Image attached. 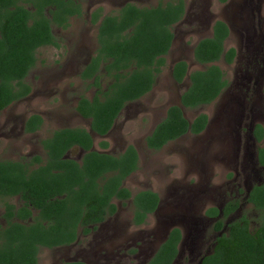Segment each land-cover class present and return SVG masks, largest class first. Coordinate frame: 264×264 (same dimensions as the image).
Returning <instances> with one entry per match:
<instances>
[{
  "label": "trees",
  "instance_id": "16d2710c",
  "mask_svg": "<svg viewBox=\"0 0 264 264\" xmlns=\"http://www.w3.org/2000/svg\"><path fill=\"white\" fill-rule=\"evenodd\" d=\"M184 14L183 0L149 8L128 3L116 14L103 16L101 8L91 14V23L97 25V49L80 77L91 81L88 87L96 91L91 99L83 96L76 105V112L90 121L91 131L58 129L41 141L44 159L36 155L29 160L0 161V203L5 220L0 225V264H38L42 248L75 244L79 235H89L93 227L116 214V200H132L136 226L157 210L155 192L133 195L124 187L125 180L139 168L135 147L128 146L118 155L95 151L91 132L108 135L124 108L152 91L172 46V28ZM82 15L81 0H0V112L30 95L32 88L26 79L37 64L38 51L60 47L53 30H67L70 21ZM228 37V26L216 21L213 35L197 43L193 56L204 68L189 74V87L181 96L184 109L210 105L226 89L228 82L217 63L233 62L235 49L226 51L224 47ZM187 71L185 62L176 63L173 79L182 83ZM103 74L111 79L105 90L101 88ZM42 123L39 115L30 116L25 132L36 133ZM207 124L205 114L189 122L180 107L172 106L146 137V146L159 152L187 134H201ZM254 136L261 144L257 161L264 167L261 125L255 127ZM100 146L106 150L108 143ZM78 149L84 152L80 161L67 157ZM15 197L20 199V207L5 201ZM248 202L259 214L257 228L250 229L246 216L228 224L227 232L216 239L213 251L200 264H264V181L251 189ZM238 208V201L232 200L222 210L209 209L208 216L221 215L214 229L221 232L225 220ZM181 241V231L172 229L147 264H173Z\"/></svg>",
  "mask_w": 264,
  "mask_h": 264
},
{
  "label": "rangeland",
  "instance_id": "374dc122",
  "mask_svg": "<svg viewBox=\"0 0 264 264\" xmlns=\"http://www.w3.org/2000/svg\"><path fill=\"white\" fill-rule=\"evenodd\" d=\"M175 1L81 0L82 17L73 18L67 30H53L60 47L38 51L37 64L26 79L32 88L30 95L0 112V161L29 160L36 155L44 159L41 141L58 129L91 131L90 121L78 116L76 105L81 97L91 99L96 91L80 74L97 49V25L91 23V14L97 8L104 16L116 14L128 3L149 8ZM183 1L186 15L172 28L174 43L152 91L128 104L108 135L100 137L91 132L95 151L118 155L128 146L135 147L139 168L125 180L124 187L133 195L145 190L157 193L159 209L143 225L136 226L132 200H116L114 216L90 235H79L69 247L42 248L38 264H146L172 228H179L183 235L174 264H200L213 251L216 239L227 232L228 224L246 216L250 229L257 228L259 214L248 203L247 194L253 185L264 181V168L256 161L261 144L251 136L256 124L264 128V0ZM217 20L230 26L225 46L238 53L232 65L220 61L217 66L237 88L226 91L210 105L183 109L190 122L199 114L208 117L202 134L186 135L159 152L149 150L145 138L164 119L169 107L180 105V97L189 86L188 79L183 85L174 82L173 66L185 61L189 72L204 68L196 63L193 52L200 40L211 36ZM110 83L103 74L102 90ZM32 115L41 116L43 123L36 133L29 134L25 123ZM101 142L108 143L106 150ZM83 154L82 150H73L67 157L80 161ZM232 200L239 201L240 207L217 232L214 225L220 217H210L207 211L221 210ZM6 202L17 207L22 204L18 197ZM3 213L1 203L0 225L5 224Z\"/></svg>",
  "mask_w": 264,
  "mask_h": 264
},
{
  "label": "flooded vegetation",
  "instance_id": "af4514ba",
  "mask_svg": "<svg viewBox=\"0 0 264 264\" xmlns=\"http://www.w3.org/2000/svg\"><path fill=\"white\" fill-rule=\"evenodd\" d=\"M225 1H226V0H225ZM125 5H126V4H125ZM125 5H124V6H125ZM124 6H123V7H124ZM185 15H186V8H185V14H184L183 18L185 17ZM183 18H182V20H183ZM182 20H181V21H182ZM181 21H180V22H181ZM217 21H221V20H217ZM215 22H216V21H215ZM222 22L225 23L224 21H222ZM178 23H179V22H178ZM178 23H177V24H178ZM225 24H226V23H225ZM213 25H214V24H213ZM226 25H227L228 28H229V37H230V35H231L230 26H229L228 24H226ZM173 35H174V34H173ZM212 35H213V28H212V34H211V36H212ZM211 36H210V37H211ZM229 37L227 38V40L229 39ZM208 38H209V37H208ZM204 39H205V38H204ZM227 40H226V41H227ZM226 41H225V43H224V47H225V49H226V51H227V50H229V49H231V48H228V49L226 48V46H225V45H226ZM173 43H174V39H173L172 44H173ZM171 47H172V46H171ZM233 49H234V48H233ZM170 50H171V49H170ZM170 50H169V52H170ZM235 52H236V54H235V57H234L233 62H232L231 64H227L224 60H221V61L224 62V63L227 64V65H232L233 63H235L236 58H237V56H238L237 50H235ZM168 54H169V53H168ZM168 54H167V55H168ZM167 55H166V56H167ZM166 56H165V57H166ZM179 62H181V61H179ZM183 62H185V61H183ZM177 63H178V62H177ZM185 63L187 64V62H185ZM196 63H197V62H196ZM175 64H176V63H175ZM197 64H198V63H197ZM199 65H200V64H199ZM174 66H175V65H174ZM174 66H173V68H174ZM201 66H202V65H201ZM263 66H264V62H263ZM187 70H188V71H187V75L185 76V78H184V80L182 81V83H177V82L173 79L174 82H175L176 84H178V85H183L186 79H188V83H189V74H190L191 72H189L188 64H187ZM222 72H223V71H222ZM223 73H224V72H223ZM157 77H158V76H157ZM172 77H173V69H172ZM224 78L227 80L228 85L226 86V89L221 93V95L224 94L226 91H229L230 89L237 88V87H235L234 84H233L234 81H233V82H230V80L227 79V77H226L225 74H224ZM235 79L239 80V78L237 77V75H236ZM156 81H157V78H156ZM156 81H155V84H156ZM154 86H155V85H154ZM188 87H189V86H188ZM188 87H186L185 91L187 90ZM153 88H154V87H153ZM263 89H264V88H263ZM242 90H243V89H242ZM185 91H184V92H185ZM184 92H183V93H184ZM183 93H182V94H183ZM221 95H220V96H221ZM181 96H182V95H181ZM220 96H219V97H220ZM219 97H218V98H219ZM171 107H172V106H171ZM178 107H180V108L182 109V111H183L184 108L181 106V97H180V105H179ZM169 108H170V107H169ZM169 108H168V109H169ZM124 109H125V108H124ZM166 113H167V111H166ZM183 113H184V112H183ZM77 114H78V113H77ZM120 115H121V114H120ZM120 115H119V117H120ZM78 116L81 118V116H80L79 114H78ZM184 116H185V115H184ZM40 117H41V116H40ZM119 117H118V119H119ZM165 117H166V115H165ZM165 117H164V118H165ZM41 118H42V117H41ZM185 118H186V117H185ZM118 119H117V120H118ZM117 120H116V122H117ZM192 121H193V120H192ZM192 121H191V122H192ZM116 122H115V123H116ZM189 122H190V121H189ZM208 123H209V119H208ZM257 125H260V124H256V125L254 126V128H253L252 133H251V136H252V134H253L254 140H256V138H255V136H254V129H255V127H256ZM156 126H157V125H156ZM207 126H208V124H207ZM261 126H262V125H261ZM262 127H263V126H262ZM206 128H207V127H206ZM205 130H206V129H205ZM205 130H204V131H205ZM204 131H203V132H204ZM152 132H153V131H152ZM152 132H151V133H152ZM203 132H202V133H203ZM202 133H201V134H202ZM150 135H151V134H150ZM187 135H191V134H187ZM199 135H200V134H199ZM148 136H149V135H148ZM185 136H186V135H185ZM193 136H198V135H193ZM183 137H184V136H183ZM145 139H146V138H145ZM78 150H79V149H78ZM71 151H73V150H71ZM75 151H76V150H75ZM136 151H137V150H136ZM137 154H138V152H137ZM138 157H139V154H138ZM256 161H257V155H256ZM257 163H258V161H257ZM263 168H264V167H263ZM256 185H259V184H256ZM254 186H255V185H253L252 188H253ZM252 188H251V189H252ZM251 189L248 191V194H247V200H248V198H249V194H250ZM156 194H157V193H156ZM157 195H158V194H157ZM158 197H159V195H158ZM15 198H16V197H15ZM7 199H8V198H7ZM5 201H6V199H5ZM125 202H126V201H125ZM238 203H239V201H238ZM248 203H249V202H248ZM0 204H1V203H0ZM160 204H161V199H160V197H159V206H158L157 210L159 209ZM249 204H250V203H249ZM15 206H16V205H15ZM224 206H225V205H224ZM16 207H17V206H16ZM239 207H240V203H239ZM238 209H239V208H238ZM157 210H156V211H157ZM221 210H222V209H221ZM156 211H155V212H156ZM237 211H238V210H237ZM155 212H154V213H155ZM116 213H117V212H116ZM154 213H153V214H154ZM149 216H150V215H149ZM110 217H111V216H110ZM110 217H108V218H110ZM219 217H221V215H220ZM108 218H107V219H108ZM3 220H4V218H3ZM4 222H5V220H4ZM4 225H5V224H4ZM99 225H100V224H99ZM99 225H97L96 228L93 227L94 229L91 227V228H92L91 233L94 232V231L97 229V227H98ZM172 229H174V228H172ZM172 229H171V230H172ZM177 229H179V228H177ZM171 230H170V232H171ZM179 230H180V229H179ZM180 231H181V230H180ZM170 232H169V233H170ZM91 233H90V234H91ZM181 233H182V231H181ZM90 234H89V235H90ZM168 235H169V234H168ZM87 236H88V235H87ZM167 237H168V236H167ZM167 237H166V239H167ZM182 241H183V235H182ZM182 241L180 242V244H179V246H178V255H179L180 247H181V245H182ZM159 247H160V246H159ZM158 249H159V248H158ZM158 249H157V250H158ZM155 253H156V252H155ZM155 253H154V254H155ZM178 255H177L176 259H178V257H179ZM152 257H153V256H152ZM152 257H151V258H152ZM151 258H150V259H151ZM150 259H149V261H150ZM176 259H175V261L173 262V264L176 262ZM149 261H148V262H149ZM148 262H147V263H148ZM147 263H146V264H147ZM200 263H201V261H200Z\"/></svg>",
  "mask_w": 264,
  "mask_h": 264
},
{
  "label": "crops",
  "instance_id": "0c3cea01",
  "mask_svg": "<svg viewBox=\"0 0 264 264\" xmlns=\"http://www.w3.org/2000/svg\"><path fill=\"white\" fill-rule=\"evenodd\" d=\"M83 152V151H82Z\"/></svg>",
  "mask_w": 264,
  "mask_h": 264
}]
</instances>
